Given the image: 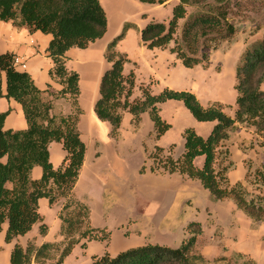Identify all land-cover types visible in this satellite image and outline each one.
Here are the masks:
<instances>
[{"label": "crops", "instance_id": "0c3cea01", "mask_svg": "<svg viewBox=\"0 0 264 264\" xmlns=\"http://www.w3.org/2000/svg\"><path fill=\"white\" fill-rule=\"evenodd\" d=\"M99 2L107 18L105 33L85 48L70 47L65 52V66L78 75L77 104L81 112L77 128L85 144L84 160L73 195L88 207L90 226L106 229L109 239L107 242L95 239L85 241L84 246L81 240L59 264H89L95 255L104 252L115 255L146 243L176 247L188 236L186 226L192 221L198 222L202 228L194 247L195 254L201 258L194 264H224L218 257L232 264H264V220L253 221L232 199L214 201L198 179L176 172L150 170L147 153L155 145L164 151L172 145L170 154L177 158L184 150V129L192 127L198 135L206 137L214 125L213 121H198L183 102L167 99L157 104L160 117L170 125L163 135L155 138L148 111L141 113L140 123L135 126L132 114L124 110L118 133L113 137L110 124L99 119L94 112L95 102L100 97L102 75L111 66L105 58V48L122 32L126 23L131 26L126 28L115 49L128 59L123 64V74L133 72L135 76L130 100L142 97V87H149L152 94H158L164 88L187 90L197 97L202 106L214 101L229 105L228 113H234L236 107V65L245 46L261 38L263 26L252 32L242 23L233 45L212 51L206 66L196 64L186 67L168 48H148L140 36V30L150 20H167L178 0H163L161 3L140 0ZM190 8L188 6L187 11ZM183 21L184 18L179 20V28ZM244 30L246 32L242 33ZM50 40V34L40 30L29 31L12 21L0 20V52L11 53L17 58V70L27 72L39 89H47L42 97L51 100V115H67L72 111L71 100L67 96L51 94L58 93L63 84L50 75L53 67L47 52ZM2 89L5 92L4 81ZM6 110L9 112L4 118L3 129L27 128L21 104L13 98L0 96V112ZM260 141L261 137L252 127L237 124L230 131L222 145V148L228 149V159L232 162L227 170L230 184L244 182L246 161L253 167L263 163L264 144ZM48 152L51 165L58 168L66 154L62 144L51 141ZM203 158V155L196 156L194 165L200 168ZM143 165L145 170L140 172ZM41 175L40 166L31 169L32 179L37 180ZM37 205L46 232L40 233V223L36 222L27 233L7 242V222H4L0 231V264H11V251L16 242L22 247L29 242L36 246L63 243L59 217L63 199L50 204L46 197H40ZM54 261L55 258L49 260L52 264ZM28 264H34V260Z\"/></svg>", "mask_w": 264, "mask_h": 264}, {"label": "trees", "instance_id": "16d2710c", "mask_svg": "<svg viewBox=\"0 0 264 264\" xmlns=\"http://www.w3.org/2000/svg\"><path fill=\"white\" fill-rule=\"evenodd\" d=\"M140 1L161 3L163 0ZM188 6H201V10L188 15ZM227 7L228 0H178L167 20H150L140 30L141 40L148 48H169L186 67L206 66L210 52L218 46L220 38L235 32L227 19ZM183 18L177 37L179 20ZM0 20L51 35L47 47L53 62L50 75L63 84L58 93L51 94L67 96L71 100L70 114L51 115L52 102L42 97L47 89H39L27 72L17 70L11 53L0 52V96L20 103L27 123V128L22 130H5L3 121L9 110L0 112V231L7 222L5 240L10 242L39 222V232L45 233L47 228L38 211V198L46 197L50 204L62 198L59 211L65 241L62 247L57 242L39 246L29 242L26 247L16 242L10 257L11 264H28L32 259L34 264H52L49 260L54 258L53 264H59L81 239L105 242L109 239L106 229L89 225L88 207L73 195L84 160L85 144L77 128L81 112L77 104L78 75L65 66V52L70 47L85 48L91 41L102 37L107 29V18L99 0H0ZM130 26L126 23L122 32L105 48L104 55L111 66L100 81V97L94 105L97 117L110 124L111 136L116 137L124 110L132 114L135 126L139 124L140 114L148 111L154 136L158 138L170 125L160 117L157 104L167 99L183 102L196 120L213 121L214 125L206 137L198 135L192 127L185 128L184 150L177 158L170 154L172 145L166 154L162 147L155 146V153L151 156L157 162L150 170L161 168L165 172L198 179L214 201L230 198L253 221L264 220V161L254 168L248 161L244 182L230 184L227 170L232 162L228 159V149L222 148L237 124L252 127L261 137L260 143L264 144V25L261 38L245 48L236 65L234 88L237 96L232 116L224 111L226 105L214 101L202 106L187 90L164 88L160 93L152 94L148 87H142V97L130 100L135 76L133 72L123 74V64L128 59L115 49L117 41ZM51 141L60 142L66 152L58 168H53L49 161L48 144ZM199 155L204 157L200 168L193 163ZM36 165L42 169L37 180L30 176ZM143 171L144 166H141L140 172ZM80 228L78 237H72V233ZM186 230L188 236L176 247L146 243L115 255L108 252L95 255L89 264H194L201 258L195 254L194 247L202 228L198 222L192 221ZM217 259L232 264L223 257Z\"/></svg>", "mask_w": 264, "mask_h": 264}, {"label": "rangeland", "instance_id": "374dc122", "mask_svg": "<svg viewBox=\"0 0 264 264\" xmlns=\"http://www.w3.org/2000/svg\"><path fill=\"white\" fill-rule=\"evenodd\" d=\"M227 8H228L227 19H228V22L233 25V27L235 29V32L232 35H230V36L221 37L220 40L217 42L218 46L215 49H217L218 47H220V48L222 47L223 49H226L227 47L233 45L235 43V41H236L237 33L241 30L240 27L242 26V23L246 24L248 26L247 28H249L251 31L253 30L254 32L259 26H263L264 25V0H228V7ZM199 10H201V6L191 7L187 12H188V15H189V14L196 13ZM182 23L183 22H180V28H178L179 31L177 30L179 34H180V29H181ZM244 32H246V31L245 30L242 31V33H244ZM250 34H252V33H250ZM178 36L179 35H177V37ZM254 42H256V41H254ZM254 42H252V43H254ZM252 43L248 44L247 46H245V48L249 47L250 45H252ZM172 45H170V47ZM245 48H244V50H245ZM215 49L211 50L210 54ZM208 60H209V58H208ZM262 88L264 89V84L262 85ZM148 89H149V87H148ZM228 109H229V105H227L224 108V111L228 115L232 116L233 112L231 111V113H228V111H229ZM140 120H141V114H140ZM139 123H140V121H139ZM161 135H163V134H161ZM155 146H154V148H155ZM154 148H153V150L150 153H147V158L151 162V166L156 165V162H157V159L155 160L151 156V154L155 153ZM163 153L166 154V151H164ZM247 162L248 161H246V163ZM151 166H150V168H151ZM246 166H247V164H246ZM252 168H254V167L252 166ZM144 170H145V166H144ZM153 172H165V171H162V169L160 168L159 170H155ZM167 173H169V172H167ZM173 173H175V172H173ZM182 175H184V174H182ZM185 176H187V175H185ZM228 199H230V198H228ZM81 229L82 228H80V230L76 229L72 233L71 236L75 237V238L78 237L79 232L81 231ZM81 240H83V242L85 241V239H81ZM63 242L65 243V241H63ZM61 246H62V244H60V247ZM56 255H58V251H57ZM56 255H55V257H56Z\"/></svg>", "mask_w": 264, "mask_h": 264}, {"label": "built area", "instance_id": "2783aa9c", "mask_svg": "<svg viewBox=\"0 0 264 264\" xmlns=\"http://www.w3.org/2000/svg\"><path fill=\"white\" fill-rule=\"evenodd\" d=\"M14 60H15V62H17V58L16 57H14Z\"/></svg>", "mask_w": 264, "mask_h": 264}]
</instances>
